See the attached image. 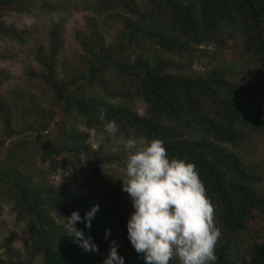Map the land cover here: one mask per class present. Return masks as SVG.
Segmentation results:
<instances>
[{"label":"trees","instance_id":"16d2710c","mask_svg":"<svg viewBox=\"0 0 264 264\" xmlns=\"http://www.w3.org/2000/svg\"><path fill=\"white\" fill-rule=\"evenodd\" d=\"M74 11L92 16L67 53ZM11 14L48 17L44 40L6 24ZM93 16L118 25L110 42ZM0 41L25 46L37 67L10 86L0 69V211L28 234V264H103L113 242L123 264H145L127 238L131 199L105 168L120 159L88 143L108 121L123 143L161 139L196 165L222 233L214 264H264V0H0ZM196 54L213 63L191 69ZM57 172L89 193L51 181ZM73 211L96 250L65 234Z\"/></svg>","mask_w":264,"mask_h":264},{"label":"clouds","instance_id":"9594fccd","mask_svg":"<svg viewBox=\"0 0 264 264\" xmlns=\"http://www.w3.org/2000/svg\"><path fill=\"white\" fill-rule=\"evenodd\" d=\"M102 120L106 119L101 113ZM104 130L115 135V121ZM127 151L121 181L134 211L127 221V238L145 264H214L215 248L222 233L215 221V206L207 197L206 187L196 165L170 157L161 139L132 137L124 141ZM98 206L85 213L86 227ZM81 218L77 211L63 217L66 235L74 236L86 250H96L75 228ZM103 264H123L113 242Z\"/></svg>","mask_w":264,"mask_h":264},{"label":"rangeland","instance_id":"374dc122","mask_svg":"<svg viewBox=\"0 0 264 264\" xmlns=\"http://www.w3.org/2000/svg\"><path fill=\"white\" fill-rule=\"evenodd\" d=\"M92 16L91 13L74 11L71 16L66 20L62 28V40L63 45L67 53L69 51H74L77 48V42L74 39L75 34L79 31H82L84 28V17ZM99 25V30L104 35L105 43L110 42L113 34L116 32L118 25L115 23H108V25H101L100 21L103 19L102 16H93ZM57 18V17H53ZM6 24H12L18 29L24 27H33L36 34L31 43H39L44 40V30L46 25L49 23V18L46 16H26L21 14H11L4 18ZM27 48L18 47L15 44L0 41V69H4L10 75L11 80L8 83L9 86L12 84L20 85L23 84L24 80L23 72L32 62L31 58L26 55L25 51ZM222 49H220L221 51ZM9 51L12 57L4 58L6 52ZM219 52V50H217ZM223 55L226 59L230 57V52L223 49ZM195 56L198 57V60L191 61V69L199 71L204 67V64L208 61L205 58H200L199 54ZM188 62V61H186ZM208 63V64H209ZM34 69H37L36 65L31 63ZM207 65V64H206ZM247 75H250L249 72H246ZM249 80H252L250 78ZM89 140L88 143L93 149H100L111 154H115L120 162H115L110 165H107L105 168L109 170L113 178L118 181L122 180L124 177V169L126 164L127 152L123 149V140L117 138L116 135H110L107 132L104 133H95L94 131H89ZM51 181L66 182L72 186L75 194H88L89 190L83 189V184L74 177L72 179L69 173L57 172L55 176L51 178ZM92 189L96 190L97 187ZM99 195L104 198V195L99 191ZM129 196V195H127ZM130 198V197H128ZM106 202V201H104ZM27 237L28 234L23 231L21 225L14 222L13 216L10 213L8 207L3 206L0 211V258L5 261L6 264H28L25 249L27 247ZM106 258V257H105Z\"/></svg>","mask_w":264,"mask_h":264}]
</instances>
